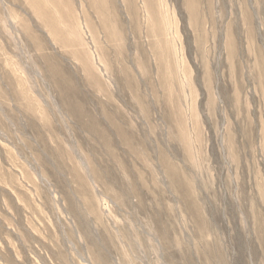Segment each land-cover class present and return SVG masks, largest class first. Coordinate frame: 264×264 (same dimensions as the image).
<instances>
[{
    "label": "rangeland",
    "instance_id": "obj_1",
    "mask_svg": "<svg viewBox=\"0 0 264 264\" xmlns=\"http://www.w3.org/2000/svg\"><path fill=\"white\" fill-rule=\"evenodd\" d=\"M0 264H264V0H0Z\"/></svg>",
    "mask_w": 264,
    "mask_h": 264
},
{
    "label": "bare ground",
    "instance_id": "obj_2",
    "mask_svg": "<svg viewBox=\"0 0 264 264\" xmlns=\"http://www.w3.org/2000/svg\"><path fill=\"white\" fill-rule=\"evenodd\" d=\"M163 4H164V3H163ZM155 8H156V7H155ZM152 9H153V8H152ZM153 11H154V10H153ZM156 11H157V10H155V12H156ZM155 12H154V13H155ZM164 12H167V9H166V10L164 9ZM151 13H152V12H149V15H151ZM152 15H155V14H152ZM151 17H152V16H151ZM165 22H166V21H165ZM169 23H170V22H169ZM169 23L166 22V24H164L163 28H161L162 32L165 31V30L167 29V25H168V28L170 27V24H171V23H170V24H169ZM165 28H166V29H165ZM158 30H159V29H158ZM167 30H168V29H167Z\"/></svg>",
    "mask_w": 264,
    "mask_h": 264
}]
</instances>
